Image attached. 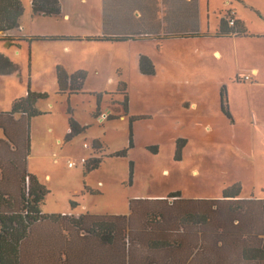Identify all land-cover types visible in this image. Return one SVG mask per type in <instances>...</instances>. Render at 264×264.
Masks as SVG:
<instances>
[{"label":"rangeland","instance_id":"rangeland-1","mask_svg":"<svg viewBox=\"0 0 264 264\" xmlns=\"http://www.w3.org/2000/svg\"><path fill=\"white\" fill-rule=\"evenodd\" d=\"M20 1L23 33H46L42 36L55 40L0 41V54L17 66L15 73L0 75V112L10 111L12 101L28 90L47 97L38 101L41 114L30 121L27 161L28 172L48 191L43 214L125 216L131 199L166 198L172 193L184 199H216L232 186L239 187L240 198L264 199V37L239 39L234 47L221 41V52L227 48L231 54L212 74L208 57H200L197 51L202 48L192 42L168 44L174 53L169 59L167 47L159 53L154 43H77L49 34L67 27L54 20L36 21L30 0ZM201 3L209 4L211 28L231 11L245 31L264 33V0ZM95 47L110 52L106 69L98 59L94 62ZM178 52L184 57L176 56ZM138 53H151L156 65L152 74L140 72ZM235 59L240 66L237 81ZM79 65L84 70H76ZM56 66L67 76L86 75L80 91L58 93ZM245 66L257 67L259 76ZM226 94L232 117L219 110ZM104 115L107 119L100 120ZM69 120L80 133L67 141ZM123 150L125 157L111 156ZM80 158L100 163L90 171L79 164L67 167L68 161L77 163Z\"/></svg>","mask_w":264,"mask_h":264},{"label":"trees","instance_id":"trees-1","mask_svg":"<svg viewBox=\"0 0 264 264\" xmlns=\"http://www.w3.org/2000/svg\"><path fill=\"white\" fill-rule=\"evenodd\" d=\"M30 7L33 16L60 13L58 0H31ZM22 14L20 0H0V41H14L7 33L20 27ZM234 24L220 19V35H244L243 24ZM138 66L144 75L154 71L145 56ZM16 71L0 54V75ZM55 79L58 93L76 94L85 75L67 76L57 67ZM46 98L28 90L12 101L10 111L0 112V264H264V200L241 199L237 186L217 199H184L178 193L131 199L125 216L43 214L48 191L28 172L27 161L30 121L41 114L36 104ZM123 106L126 110V101ZM68 127L67 141L80 133L72 120ZM176 146L179 152V141ZM93 149L100 146L94 143ZM99 163L91 159L83 166L90 171ZM131 169L129 164L130 175Z\"/></svg>","mask_w":264,"mask_h":264},{"label":"crops","instance_id":"crops-1","mask_svg":"<svg viewBox=\"0 0 264 264\" xmlns=\"http://www.w3.org/2000/svg\"><path fill=\"white\" fill-rule=\"evenodd\" d=\"M58 1L60 4V13L58 16H33L30 7L31 16L35 17L36 21L54 20L55 23L59 22L67 27L62 32L49 34H58L56 36L60 38L70 37V41L84 44H123L126 42L129 43L130 41L145 42L149 44L154 43L159 53H164L166 47L167 49L169 48L167 45L173 41L192 42L195 47L202 48V51H197V53L199 52L200 57L201 55L203 57L204 54L208 57L207 59L211 64L209 66L213 70L212 74H217V71L219 70L218 68L225 65V63L222 65L219 64L222 58L226 57L227 59V56L231 54L230 50L227 48H224L225 53L221 52V41L234 47L239 39H247V37H264V33L258 34L247 31H245L244 35L240 36L234 34L228 36L220 35L219 23H217V25L214 24L211 28V23L209 22V4L207 3L203 5L201 0H68L66 4H63L61 0ZM229 12L232 13L235 21L240 22L236 19L235 13L231 11ZM225 14L221 16V19L224 18ZM23 32L24 30H21V27H19L18 29L8 32L7 35L14 41H30L34 38H40L38 40H47L50 38L48 36H42L46 35V33L39 35H25ZM72 34L78 35L72 36ZM115 38H125V40H112ZM50 40H55V38H50ZM93 49L95 50L94 62L98 59V61H101L102 63L101 69H106L108 63L107 56H109L110 52L98 47ZM233 50L235 49H231L232 55ZM195 51L196 48L194 49V53ZM166 52L168 59L174 54L170 53L169 49L168 51L166 50ZM142 54L138 53V59ZM176 54V56H183L182 52L181 54H179V52ZM146 55L144 56L149 60L151 59L150 61L152 65H154L153 68L156 67L151 53ZM4 56L7 57L6 55ZM94 62L92 67L88 68L90 70V75L93 74L92 69L95 67ZM237 67L240 66H237L235 59L233 76L236 81L238 80V74L236 72ZM56 68L57 66L55 67V70ZM245 69H248L249 72H251V75L256 78L259 76L260 71L257 67L245 66ZM76 70H79L80 72L84 69L79 65L76 67ZM184 73L190 76L192 74L196 76L198 75L197 72L194 71H192V73L185 71ZM206 74L209 76L208 72H206ZM221 90H223V88L219 87V96ZM227 100L226 94L223 100L224 102L220 100L219 110H226L227 116H231L229 110L230 106L228 105ZM190 105L195 107V103H191ZM121 118L122 117H120V119ZM250 198L259 199L258 197L252 196L241 199ZM62 215H64V213H62Z\"/></svg>","mask_w":264,"mask_h":264},{"label":"built area","instance_id":"built-area-1","mask_svg":"<svg viewBox=\"0 0 264 264\" xmlns=\"http://www.w3.org/2000/svg\"><path fill=\"white\" fill-rule=\"evenodd\" d=\"M224 18H225V20L227 21V25L229 26V27H233L235 24H234V22H235V20H234V18H233V15H232V13H227L226 14V17L224 16ZM103 118H105V119H107V116H103L100 120H103ZM83 147L85 148V149H91V146H89L88 144H84L83 145ZM88 161L85 159V158H80V160L76 163V162H73V161H68L67 162V167L68 168H73V167H75V166H77L78 164L79 165H84V164H86ZM65 215V214H64ZM66 216H72V215H66Z\"/></svg>","mask_w":264,"mask_h":264}]
</instances>
